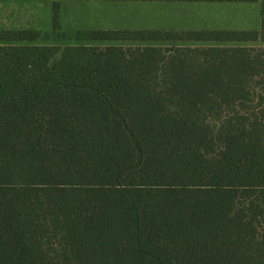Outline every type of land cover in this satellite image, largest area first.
I'll list each match as a JSON object with an SVG mask.
<instances>
[{
	"label": "trees",
	"instance_id": "trees-1",
	"mask_svg": "<svg viewBox=\"0 0 264 264\" xmlns=\"http://www.w3.org/2000/svg\"><path fill=\"white\" fill-rule=\"evenodd\" d=\"M0 264H264V47L0 45Z\"/></svg>",
	"mask_w": 264,
	"mask_h": 264
},
{
	"label": "crops",
	"instance_id": "crops-1",
	"mask_svg": "<svg viewBox=\"0 0 264 264\" xmlns=\"http://www.w3.org/2000/svg\"><path fill=\"white\" fill-rule=\"evenodd\" d=\"M261 0H64L66 15L78 31L213 32L243 31L245 12ZM251 31V30H244ZM120 41V40H115ZM138 42L131 39L121 42ZM174 46H200L198 41H166ZM176 43V45H175Z\"/></svg>",
	"mask_w": 264,
	"mask_h": 264
},
{
	"label": "rangeland",
	"instance_id": "rangeland-1",
	"mask_svg": "<svg viewBox=\"0 0 264 264\" xmlns=\"http://www.w3.org/2000/svg\"><path fill=\"white\" fill-rule=\"evenodd\" d=\"M64 0H0V30H35L39 33L34 41L3 42L0 45H39L57 46H98L109 45L144 46L171 45L166 42H121L89 40L85 32L78 31L73 20L66 15ZM245 23L240 30H256L259 28L260 3L250 5L245 12ZM56 16L57 21L53 20ZM264 36V32L262 33ZM176 45V43H175ZM201 45H245L262 46L264 42L248 43H207Z\"/></svg>",
	"mask_w": 264,
	"mask_h": 264
}]
</instances>
